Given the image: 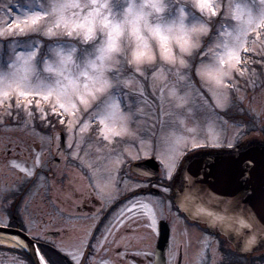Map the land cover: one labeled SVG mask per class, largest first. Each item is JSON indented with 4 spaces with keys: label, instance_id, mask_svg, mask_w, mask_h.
Instances as JSON below:
<instances>
[{
    "label": "snow or ice",
    "instance_id": "1",
    "mask_svg": "<svg viewBox=\"0 0 264 264\" xmlns=\"http://www.w3.org/2000/svg\"><path fill=\"white\" fill-rule=\"evenodd\" d=\"M145 7L156 13L179 12V21L168 23L156 16L157 22L153 26L149 23L150 13L144 11ZM259 7L261 11L256 17H249L245 24L234 28L232 34L226 33L230 35V43L224 46V51L211 62L203 63L197 58L213 36L219 35L216 25L219 24L220 28L224 26L213 17L230 15L227 11L220 12L221 5L215 0H191L190 4L184 0H168L167 3L163 0H144L139 13L131 19L133 6L125 8L121 0H111V3L103 5L97 4V0H83L81 3L70 0H15L14 5L5 3L8 19L0 30V104L14 95L17 106L23 105L27 109L29 105H34L42 117L51 112L60 123H64L67 117L69 128L81 119L85 124L96 122L98 133L109 139L110 136L105 134V130L109 129L108 121H115L118 115L120 119L127 120L135 115L134 106L136 111H140L150 103L143 85L128 87L129 81L135 78L146 81L161 66L177 77L176 83L184 82L179 91L173 86L169 93L172 97L170 104L178 102L191 107L202 102L203 93L196 84L207 87L213 93L216 89L228 88L233 71L240 70L244 54L248 51L247 33H255L257 39L264 35V0H260ZM100 8L103 11H99ZM16 9H19L17 14L11 15ZM77 9L81 10L79 15ZM189 9L194 11L190 13ZM189 14L203 23L198 27H186L184 20ZM161 25L165 26L163 32ZM209 29L211 35H208ZM205 36L207 41L201 47ZM194 76L199 77L195 83ZM126 87L128 91H125ZM153 90L156 91L155 88ZM160 91L162 105L166 97ZM235 126L239 128L240 122H235ZM109 131L112 136L123 134V131L115 129L114 124ZM198 146L193 140L192 147ZM160 162L163 176L157 184L168 192L170 189L164 181L172 178V169L178 164V159ZM230 162L241 178L254 169V158L243 155L239 150L230 154ZM34 168L35 165L23 177L25 184H35L42 179ZM187 171L190 172V169ZM184 172L185 169H182L181 174L184 175ZM148 174L155 178L157 172L149 171ZM206 175L201 169L184 175V179L191 181V187L210 195L217 211L209 215L220 219L237 217V230H243L246 245L254 243L257 237L264 238V181L259 185L245 182L243 191L221 193L206 186ZM33 176L35 180L31 179ZM134 185L141 187L142 183L134 182ZM18 190L10 185H0V198L6 200L7 193ZM141 198H144L143 193H133L128 197L122 214L130 212L131 208H139L137 201ZM176 199V206L183 207L179 195ZM145 226L157 227L155 212L150 211ZM25 247L32 248L33 264H81V260L84 264H91L95 251V245L90 246L85 239L74 253L68 252L45 235ZM89 247L91 251L85 257L84 250ZM260 259L264 261V257ZM160 264H164L163 259Z\"/></svg>",
    "mask_w": 264,
    "mask_h": 264
},
{
    "label": "rangeland",
    "instance_id": "2",
    "mask_svg": "<svg viewBox=\"0 0 264 264\" xmlns=\"http://www.w3.org/2000/svg\"><path fill=\"white\" fill-rule=\"evenodd\" d=\"M70 2L81 3L83 0H70ZM87 2H91V0H87ZM121 2L126 6L128 0H121ZM163 2L167 3L168 0H163ZM184 2L190 4L191 0H184ZM5 3L14 5L15 0H0V30L5 27L4 22L8 19V13L4 9ZM104 3H111V0H97L99 5ZM215 3L221 5L220 12L227 11L230 15L213 17L214 20H219L224 26L220 28L219 24L216 25L219 35L213 36L207 47H204L207 36L201 42V47H204V50L198 58L199 62L203 63L211 62L215 56L220 55L224 51V46L230 43V35H226V33L232 34L234 28L245 24L249 17L254 18L261 11L259 7L260 0H215ZM229 5L230 7H228ZM18 11L19 9H16L11 15L15 16ZM76 11L78 15L81 13L80 9ZM99 11H103V9L100 8ZM144 11L150 13L148 18L153 23L157 22L155 20L156 16L162 17L168 23L173 20L178 22L180 17L179 12L174 14L167 11L156 13L148 7H145ZM192 11L194 10L189 9L190 13ZM184 23L186 27L191 28L194 26L198 27L203 21L198 18L193 19L192 15L189 14L186 16ZM207 32L210 35V29ZM252 35V42L254 41L252 44L253 55L264 58V40L260 39L261 36L257 39L255 33L248 32L246 47L249 48V41ZM216 45H221V47L217 48ZM156 47L158 51V45ZM234 71L229 81V87L226 89H216L213 93L207 87H201L200 84H196L197 89L203 93L204 98L202 102H197L191 107L178 102L169 103V100L172 99L169 93L172 91L173 86L179 91L184 87V82L176 83L177 77L163 66L146 81L139 78L130 80L128 87L143 85L146 98L150 103L142 107L140 111H136L134 106L135 115H132L127 120L120 119L118 115L115 121H108L109 129L114 124L116 130L123 131L122 135L112 136L109 129H106L105 134L110 136L109 139H105L104 136L98 133L96 122L85 124L83 119H81L74 122L72 127L69 128L67 124L68 118L65 117V122L60 123L59 121V123L67 132V142L70 143V146L74 147L76 145L77 153H83L85 159L92 160L94 165L92 175L95 178L96 186L99 189L104 187L105 194L113 196L115 191L120 190L118 186L119 180H113V176L121 161L125 160L124 157H130L131 159L135 157L133 159H138L139 153H145V149L149 151L147 146H149L152 139H155L157 143L153 156L161 166L163 174V167L160 161H168L175 158L178 159L179 163L185 157V151H190L193 148V140L199 145L208 148L213 146L222 148L229 147V144L234 147L242 141L247 142L262 136L261 132L264 127V88L260 89V93L249 94V96L245 95L244 89L242 91L237 89L236 97L248 104L249 113L252 115L246 125L240 124L241 126L237 128L235 123L230 120L228 114H226L231 102L234 100L231 97L230 85V82L234 80ZM241 77H243V74L240 72L239 78ZM198 80V76L193 77V83ZM128 87L125 88V91H128ZM154 88L156 91L153 90ZM160 90L163 91V95L166 97L162 105L160 104ZM11 97L16 99L13 95L7 99V102L10 103ZM29 107L30 105L27 109L23 108V113L26 117L22 123H19L17 119L13 123L10 122L11 125H8L9 121L1 122L0 185H10L20 191L25 184L23 177L27 174L28 169H33L35 165L34 170L40 173L42 167L50 163V177L42 179L40 181L41 184L39 183L40 187L39 184L38 186H32L17 210V216L21 218L28 233L38 238L41 235H45L46 231L59 229L53 216V208L50 209V205L46 204L47 202H54L57 198L59 199V196H64L62 194L64 191L61 192L64 189L60 188L61 184L58 185V178H56L59 171L52 164L54 158L53 139H58L61 129L57 128L49 131L52 137L42 133L37 129V125L32 119V114H29L31 113ZM222 113L225 114L223 115ZM82 139L85 142H82ZM81 144L84 145L82 151H80ZM157 157L160 159H157ZM37 158H39V162H37ZM177 165L172 169V176L176 171ZM76 175H79V173H76ZM31 179L35 180L36 177L33 176ZM78 182V189H76L78 193L76 195L73 194V201L75 202L76 199L78 202L83 200L84 195H81L79 190H86L87 187L85 183L82 185L81 181L78 180ZM13 192L15 191L7 193V197ZM15 200L6 201L0 198V226H8L10 221L8 213L12 211ZM80 223H85V221L81 219L73 221L75 226H79ZM50 240L55 241L53 239ZM0 245L2 246L1 243ZM0 264H20V262L10 254L0 253Z\"/></svg>",
    "mask_w": 264,
    "mask_h": 264
},
{
    "label": "flooded vegetation",
    "instance_id": "3",
    "mask_svg": "<svg viewBox=\"0 0 264 264\" xmlns=\"http://www.w3.org/2000/svg\"><path fill=\"white\" fill-rule=\"evenodd\" d=\"M58 135V139L54 138L52 143V164L59 171L56 178L58 185L61 184L60 188L64 189L61 190L64 191V196H59L54 202H47L46 205H50V209L53 208V216L59 229L46 231L44 234L49 239L51 233H55L53 242L62 245L65 251L74 253L80 242L86 239L90 246L95 245L91 264H160L158 253H162L164 264H253V261L255 264H264L260 259L264 257V238L257 237L254 243L246 245L243 230H237L239 226H232L233 224L227 223L226 220L209 215L213 212H209V208L194 215L187 209L188 204L185 201L190 181L185 180L184 175H191L187 170L194 159H204V162L202 161L200 169L193 173L202 169L207 173L204 180L215 182L213 170L218 166L216 160L230 156L237 149L197 156H190L188 151H185V162L188 163L179 165L172 178L164 181L165 186L170 189L165 192L157 184V180L163 176L160 165L155 178L149 176L148 172L151 170L145 171V175L132 170L135 163L156 160L153 151L157 143L152 139L147 146L149 151L145 149L146 154L139 153L138 159L124 157L125 160L121 161L113 176V180H119L120 190L110 196L105 194L104 187L100 188L101 191L96 186L92 175V160L85 159L83 153H77L76 145L71 147L67 137L62 144L61 133ZM83 140L82 142H85ZM83 149L84 145L81 144L80 151ZM182 169H185L184 175L181 174ZM40 175L42 179L50 177V163L42 167ZM77 179L87 187L86 190H79L84 196L82 201L78 202L76 199V203L73 201V194L78 193ZM248 180V175L243 178L238 176L239 183L243 185ZM134 182H141L142 186L136 187ZM133 193H143L144 198L137 201L140 207L131 208L130 212L124 211L122 214L124 202ZM177 195L183 201V207L176 206ZM150 211L156 213V228L145 226ZM79 219L85 223L73 225V221ZM108 226H111L110 230H106ZM162 238L166 241L164 245L160 244ZM89 251L91 247L84 250L85 257ZM6 252L18 262L29 264L23 256L8 251L0 253ZM81 264H84L83 260Z\"/></svg>",
    "mask_w": 264,
    "mask_h": 264
},
{
    "label": "water",
    "instance_id": "4",
    "mask_svg": "<svg viewBox=\"0 0 264 264\" xmlns=\"http://www.w3.org/2000/svg\"><path fill=\"white\" fill-rule=\"evenodd\" d=\"M239 149L240 147L237 148V150ZM240 152L245 156H250L254 158V169L248 172L247 175L249 177V180L247 181V183L259 185L262 181H264V144L257 143L251 146L248 145ZM202 161L204 162V159H194V161L190 164V174L200 169ZM216 161L218 162V166H216L213 170L215 172V182L207 181V179H205L206 186L212 189V191H218L221 193H233L237 190L243 191L244 185L239 183L238 181V175L231 166L230 156L221 157V159L219 158ZM147 163L149 162L135 165L134 170L136 172L142 173L143 168H138V166H145ZM152 163L155 167H157L154 161H152ZM188 186L189 188L187 190V196L185 197V201L188 204L187 209L190 212H192L194 215H198L201 214L202 211H206L208 208L210 209H208L209 212L217 211V206L214 205L208 193L198 191L194 187H191V181ZM223 220H226V222L233 224L232 226H239L237 217ZM0 234H5L14 237L24 247L25 245H28L29 242H32L33 244L35 243L33 239H31L26 233L19 229L0 226ZM165 242V240H161L160 244L164 245ZM26 250L28 251L29 256L33 260L32 248L27 247ZM158 259L161 260L162 255H159Z\"/></svg>",
    "mask_w": 264,
    "mask_h": 264
},
{
    "label": "trees",
    "instance_id": "5",
    "mask_svg": "<svg viewBox=\"0 0 264 264\" xmlns=\"http://www.w3.org/2000/svg\"><path fill=\"white\" fill-rule=\"evenodd\" d=\"M252 39H253V35L251 36L249 41V48H247L248 51L246 54H244L243 62L239 66L240 70L234 71V80L230 82L231 97H233L234 100L231 102V105L228 111L226 112V114H228L230 120H232L233 123L240 122V124L242 125L243 124L246 125L247 121L252 118V115H250L249 113L250 111L248 110V104L244 103L242 100H239L238 97H236L238 93L237 89H239V91H242L244 89L245 95L249 96V94L255 95L260 93V89L264 88V69H263L264 58L256 56L255 54L253 55L254 52L252 49V44L254 41L252 42ZM260 39L264 40V35H261ZM259 43L261 44V42ZM197 60L198 62L200 61L199 58H197ZM240 72L241 74H243V77L241 78H239ZM234 89H236L237 91ZM23 108H24L23 105L17 106L15 99L12 97L10 98V103L6 101L4 104H0V125L2 124L1 122L3 121H9V123L10 122L13 123L15 119H17L19 123H22L26 117L23 113ZM29 109L31 110L32 119L34 123L37 125V129L40 130L41 132H45V131H43L42 128L38 127L40 122H44L46 120L49 121L50 123H56L58 120V117L50 112H48L47 117L44 119L42 117V114L35 109L34 105H30ZM222 114L224 115L225 113ZM261 133H262L261 139L262 141H264V127ZM39 183L41 184L40 181H38L35 184H31V183L24 184L21 187L20 191L13 192L7 197L6 201L16 199L15 202L13 203L14 205L13 209L10 212L11 215L13 212H15V214L17 215L18 207H15V204L19 203L20 205L25 195L27 194L28 190L32 186H38ZM19 221L21 223L20 224L21 227H23L22 226L23 223L21 222L20 217H19Z\"/></svg>",
    "mask_w": 264,
    "mask_h": 264
},
{
    "label": "clouds",
    "instance_id": "6",
    "mask_svg": "<svg viewBox=\"0 0 264 264\" xmlns=\"http://www.w3.org/2000/svg\"><path fill=\"white\" fill-rule=\"evenodd\" d=\"M144 3V0H128V3L127 5L125 6V8H127L129 5H132L133 8H132V14H131V18H134L140 11V6ZM149 19V18H148ZM149 23L152 24L153 26L155 25V23L151 22L149 20ZM140 24L141 26L143 25V20L140 21ZM129 27H131L129 25ZM161 31H165V26L164 25H161Z\"/></svg>",
    "mask_w": 264,
    "mask_h": 264
},
{
    "label": "bare ground",
    "instance_id": "7",
    "mask_svg": "<svg viewBox=\"0 0 264 264\" xmlns=\"http://www.w3.org/2000/svg\"><path fill=\"white\" fill-rule=\"evenodd\" d=\"M0 243L10 247H20L14 238L4 234H0Z\"/></svg>",
    "mask_w": 264,
    "mask_h": 264
}]
</instances>
